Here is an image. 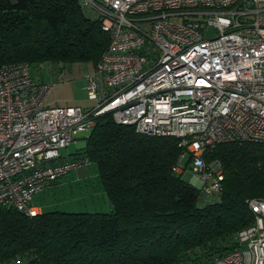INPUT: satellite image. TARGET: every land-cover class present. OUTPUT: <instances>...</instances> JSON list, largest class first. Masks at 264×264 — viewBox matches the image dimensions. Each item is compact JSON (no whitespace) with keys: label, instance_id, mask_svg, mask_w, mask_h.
Instances as JSON below:
<instances>
[{"label":"built area","instance_id":"built-area-1","mask_svg":"<svg viewBox=\"0 0 264 264\" xmlns=\"http://www.w3.org/2000/svg\"><path fill=\"white\" fill-rule=\"evenodd\" d=\"M108 38L84 76L92 108L48 106L50 84L27 62L0 65V207L39 214L36 193L89 165L64 156L76 133L110 113L134 132L174 137L172 171L188 168L202 202L220 193V143L264 144V0H78ZM189 160L184 162V157ZM252 222L236 246L205 264H264V199L246 200Z\"/></svg>","mask_w":264,"mask_h":264},{"label":"trees","instance_id":"trees-1","mask_svg":"<svg viewBox=\"0 0 264 264\" xmlns=\"http://www.w3.org/2000/svg\"><path fill=\"white\" fill-rule=\"evenodd\" d=\"M84 13L78 0H0V65L93 67L108 38ZM180 151L174 137L97 115L71 155L95 165L110 209L27 216L0 207V264H205L233 249L253 219L246 200L264 199V144L232 141L204 154L221 164L220 193L210 202L172 171Z\"/></svg>","mask_w":264,"mask_h":264},{"label":"rangeland","instance_id":"rangeland-1","mask_svg":"<svg viewBox=\"0 0 264 264\" xmlns=\"http://www.w3.org/2000/svg\"><path fill=\"white\" fill-rule=\"evenodd\" d=\"M92 17L89 12L84 13ZM89 63H71L69 65H52L48 62L33 64L30 73L34 81L50 84L45 96L48 106L76 105L92 108L96 102L89 100L84 89V76L92 71ZM83 133H76L66 147L61 149L64 156L80 150L84 146ZM179 176L190 184L191 173L188 168ZM31 203L41 212L59 210L65 212H106L109 204L96 175L95 165L89 163L85 168L69 172L61 177L56 184L36 193ZM11 264H19L14 261Z\"/></svg>","mask_w":264,"mask_h":264},{"label":"crops","instance_id":"crops-1","mask_svg":"<svg viewBox=\"0 0 264 264\" xmlns=\"http://www.w3.org/2000/svg\"><path fill=\"white\" fill-rule=\"evenodd\" d=\"M80 169V168H79ZM106 197V196H105ZM107 199V198H106ZM108 201V200H107ZM34 205V204H33ZM35 206V205H34ZM105 206H107L108 208H109V204H105ZM37 207V206H36ZM38 208V207H37ZM39 209V208H38ZM39 212H41L40 210H39Z\"/></svg>","mask_w":264,"mask_h":264}]
</instances>
